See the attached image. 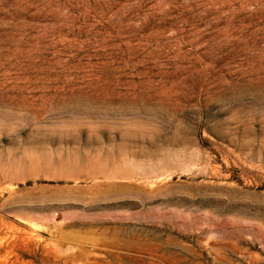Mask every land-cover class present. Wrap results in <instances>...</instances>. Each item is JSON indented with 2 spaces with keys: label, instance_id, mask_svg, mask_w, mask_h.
Here are the masks:
<instances>
[{
  "label": "rangeland",
  "instance_id": "rangeland-1",
  "mask_svg": "<svg viewBox=\"0 0 264 264\" xmlns=\"http://www.w3.org/2000/svg\"><path fill=\"white\" fill-rule=\"evenodd\" d=\"M0 264H264V0H0Z\"/></svg>",
  "mask_w": 264,
  "mask_h": 264
}]
</instances>
